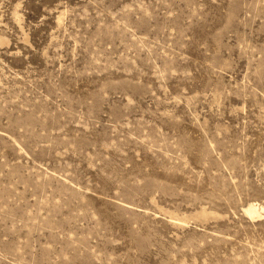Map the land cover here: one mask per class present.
Returning <instances> with one entry per match:
<instances>
[{
    "label": "rangeland",
    "instance_id": "1",
    "mask_svg": "<svg viewBox=\"0 0 264 264\" xmlns=\"http://www.w3.org/2000/svg\"><path fill=\"white\" fill-rule=\"evenodd\" d=\"M0 264H264V0H0Z\"/></svg>",
    "mask_w": 264,
    "mask_h": 264
},
{
    "label": "bare ground",
    "instance_id": "2",
    "mask_svg": "<svg viewBox=\"0 0 264 264\" xmlns=\"http://www.w3.org/2000/svg\"><path fill=\"white\" fill-rule=\"evenodd\" d=\"M245 211L250 215V216H257L260 215L258 212V209L253 205L250 204L249 206L245 207Z\"/></svg>",
    "mask_w": 264,
    "mask_h": 264
}]
</instances>
